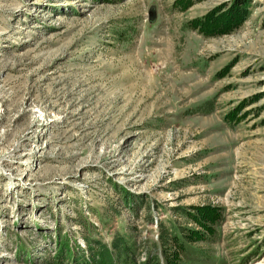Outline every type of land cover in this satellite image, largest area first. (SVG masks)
I'll return each mask as SVG.
<instances>
[{
	"label": "rangeland",
	"instance_id": "1",
	"mask_svg": "<svg viewBox=\"0 0 264 264\" xmlns=\"http://www.w3.org/2000/svg\"><path fill=\"white\" fill-rule=\"evenodd\" d=\"M175 1L0 0V264L116 236L165 264L160 232L180 264L264 262V0L209 38L188 23L232 0Z\"/></svg>",
	"mask_w": 264,
	"mask_h": 264
},
{
	"label": "trees",
	"instance_id": "2",
	"mask_svg": "<svg viewBox=\"0 0 264 264\" xmlns=\"http://www.w3.org/2000/svg\"><path fill=\"white\" fill-rule=\"evenodd\" d=\"M201 1L203 0H176L174 6L184 12L195 3ZM252 1L253 0H232L231 2L208 11L199 18L191 20L188 25L192 30L198 32L199 35L205 38L230 34L242 26L252 6ZM234 64V60L227 63L215 74V79H222L227 76ZM248 103L247 101L238 102L224 117V120L228 123H234L244 118L247 115L245 108L248 106ZM191 209L193 210L189 208L190 211L195 213L188 214L192 220L206 230V232H211L212 226L217 222L219 217V209L211 206L192 207ZM184 210V208H176V211ZM159 234V243L164 255V263L180 264L178 260V253L180 251V246L178 244H181L178 240L180 238L177 235L172 237V240L177 243V248H175V250H167L165 247L168 239L165 238L162 232ZM188 235L194 240H199L200 237H202L198 231L190 230ZM186 238L189 239L188 237ZM88 243L90 244L91 242ZM134 246L135 242L132 241L131 238H126L124 236H116L110 245L104 244L101 241H95L92 248L93 256L91 260L94 264H135L136 257L133 258ZM58 250L57 258L70 260L69 264H89L86 262L85 254L82 256L79 254L78 257L74 256V253L70 255V253L66 252V250L61 247ZM254 256L257 257V254ZM148 262L149 260H147L145 264H148ZM61 263L63 262L60 261L59 264Z\"/></svg>",
	"mask_w": 264,
	"mask_h": 264
},
{
	"label": "bare ground",
	"instance_id": "3",
	"mask_svg": "<svg viewBox=\"0 0 264 264\" xmlns=\"http://www.w3.org/2000/svg\"><path fill=\"white\" fill-rule=\"evenodd\" d=\"M255 264H264V262H258V263H255Z\"/></svg>",
	"mask_w": 264,
	"mask_h": 264
}]
</instances>
